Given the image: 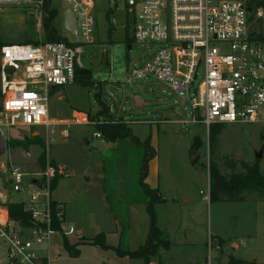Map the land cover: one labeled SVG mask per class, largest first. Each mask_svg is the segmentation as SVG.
Masks as SVG:
<instances>
[{"label":"built area","instance_id":"built-area-1","mask_svg":"<svg viewBox=\"0 0 264 264\" xmlns=\"http://www.w3.org/2000/svg\"><path fill=\"white\" fill-rule=\"evenodd\" d=\"M97 1L62 0L64 14H72L76 21L77 34L65 30L70 38L46 42L41 39V29L48 11L53 9L50 0H0V13L25 14L39 36L32 44H3L0 48V136L3 129L25 127L38 131L51 143L57 135L69 138L71 125L95 127L102 123L84 112H73L69 122L52 119L48 114L51 89L78 83L76 71L83 67V49L96 39ZM104 3L105 17L109 14L112 18L122 11L133 42L166 44L155 51L143 69L129 71L128 84L147 75L169 83L170 89L189 103L192 122L206 129L213 124L264 123V40L251 31L253 20L264 18L261 7L250 8L238 0ZM198 110L201 121L196 118ZM92 136L104 142L99 132ZM63 176L64 170L48 159L44 167L32 173L0 162V264H45L39 247L48 245L56 234L68 237L74 233L72 226L64 224V207L57 203L55 216L60 230L52 228L50 185L53 179ZM12 195L25 197L16 204L29 215V226L9 219L7 205ZM208 246L220 250L210 239Z\"/></svg>","mask_w":264,"mask_h":264},{"label":"rangeland","instance_id":"rangeland-1","mask_svg":"<svg viewBox=\"0 0 264 264\" xmlns=\"http://www.w3.org/2000/svg\"><path fill=\"white\" fill-rule=\"evenodd\" d=\"M50 1L51 7L57 11V16L52 22L53 27L59 36L70 38L64 29V3L62 0ZM238 1L253 8L260 0ZM106 8L104 0L97 1L94 10L97 21L96 39L93 45L83 49L81 63L82 68L90 72L89 81L85 82L86 84L79 82L67 85L52 92L48 100L50 117L69 122L73 112H84L95 116L99 109L96 96L108 109L104 120L100 118L102 123H121L120 125L124 129H129L128 124L143 123L144 120H147L148 113L152 114V118L153 114L157 113L154 118L160 121L156 147L161 178L168 176L167 169L173 177H181L184 174L194 178L196 193L198 194L201 190L204 196L209 192V165L215 166L219 174L226 180L235 175L245 176L247 175L246 168H253L257 165L260 174L264 177V123L213 124L206 129L204 125L192 122V110L189 103L184 96L175 94L170 89L169 83L147 75L142 79H133L128 84L129 71L143 69L145 62L152 57L155 51L166 47V44L137 43L131 39L125 40L126 29L122 11L116 12L107 21L105 19ZM263 22L262 19L253 20L251 31L255 33V36H264ZM110 24L113 26L112 32H109ZM38 39L35 24L25 14L19 12L0 13V43L29 42L32 44ZM41 39L45 41L43 33H41ZM201 72L202 67L199 68V74ZM198 82L199 79L195 85ZM134 96L139 97L144 104L151 103L150 106L145 105L140 109H134L132 103ZM189 97H191V92ZM164 115H174L176 119L190 122L183 126L171 125L167 121L164 122ZM196 118L197 121L202 120L201 110L196 111ZM139 127L132 126L137 133ZM94 132H96V126L71 125L69 127L70 139H62L57 135L51 144L46 142L44 137H40L38 131H30L25 127L3 129L1 136L7 143V149L6 153L0 157V162L18 165L26 173L39 170V158L42 155L49 161L52 155L56 162H64L67 167L69 166L68 170H73L75 174L72 182L77 188L76 195L69 197L72 198L71 202L69 201L72 205V216L76 217L80 211L89 217L91 208L95 211L98 210L97 190L92 184L85 186L86 178L83 177L81 171L88 163L84 152L87 149L85 143H88L89 147L95 145L93 142L95 138L92 136ZM210 134L216 136L211 143H209ZM194 139H196L194 149H191ZM19 142L22 145L16 147L15 144ZM258 154H261L259 159L256 158ZM56 162L54 163L57 165ZM58 189V191L50 193L52 200L67 194L64 189ZM250 194L247 192L241 194V197L244 198L241 204L253 203L252 199L248 197ZM11 197L14 201L24 199L19 195ZM84 221L89 222L87 219ZM61 239L58 234L52 236L50 243L57 244L53 243L55 246L51 248L57 249L58 245L61 246ZM46 249L47 246L43 245L39 247L38 251L45 255L47 254ZM62 252L60 254L64 256L65 254ZM60 264L85 263L64 260Z\"/></svg>","mask_w":264,"mask_h":264},{"label":"crops","instance_id":"crops-1","mask_svg":"<svg viewBox=\"0 0 264 264\" xmlns=\"http://www.w3.org/2000/svg\"><path fill=\"white\" fill-rule=\"evenodd\" d=\"M55 90L51 89L50 94ZM50 113L48 107L49 117ZM148 114L143 123L127 124L134 137L140 142L148 139L153 149L145 183L162 199L154 205L155 222L170 242L167 248H160L148 264H264V200L251 193L248 197L253 203L249 205L242 202L213 203L209 200V192L206 196L201 190L196 193L194 178L184 174L173 177L168 169V176L161 178L156 147L160 121L154 118L157 113L153 118ZM163 119L171 125L183 126L190 122L176 119L174 115H164ZM133 125L140 126L139 134ZM70 137L69 134L68 139ZM93 142V147L85 143L88 163L81 173L86 178L85 186L92 184L96 188L100 208L98 206L97 211L91 208L89 217L80 211L76 217L72 216V198L69 197L76 195L77 188L72 182L75 174L64 162H56L51 155V161L65 172L52 192L58 188L67 192L64 197L51 201L64 207V224L74 229L66 240L75 256L64 249L61 239V246L58 245L57 249L51 248L57 243L49 242L45 250L47 254L39 253L40 257L45 264H60L64 260L85 264H146L142 259L122 257L116 252L136 251L148 236L150 221L146 206L149 197L139 183L144 150L128 138L113 142H101L95 138ZM20 200L23 199L14 201L11 197L10 203ZM86 219L89 222H85ZM98 237H102L105 249L92 244ZM209 239L220 250L210 249Z\"/></svg>","mask_w":264,"mask_h":264},{"label":"trees","instance_id":"trees-1","mask_svg":"<svg viewBox=\"0 0 264 264\" xmlns=\"http://www.w3.org/2000/svg\"><path fill=\"white\" fill-rule=\"evenodd\" d=\"M49 3L46 5L48 6ZM255 7H261L264 13V0H260ZM264 15V14H263ZM57 16V11L55 9H50L42 22V31L45 37L46 42H58L65 41V39L59 36L52 25L54 18ZM107 21H109V14L105 17ZM264 20V18H263ZM264 25V22H263ZM112 24L109 25V32H112ZM126 29V39L129 38V24H125ZM255 36V33H252ZM258 39L264 40V36L258 35L255 36ZM27 44H31L27 42ZM3 46V43H0V48ZM79 83V82H78ZM86 84L85 82H81ZM98 99L99 111L96 113L95 118L100 120L106 116L108 109L104 104ZM121 124V123H120ZM120 124H108L102 123L101 125L96 126V131L101 134L103 139L107 142H113L119 138H128L131 139L135 144L142 147L144 150V157L142 161V165L140 168V177L139 183L143 192L149 197V202L147 203L146 210L149 215V232L146 238L145 243L139 247L136 251L131 252H121L116 251L119 256H126L132 259H142L148 264L149 259L154 256L160 248H167L170 244L168 238L158 229L155 222V211L154 205L161 202L162 199L158 196L156 190L150 189L145 183V179L147 177L148 172V163L153 158V149L149 145V140H145L140 142L136 137H134L130 131V129H124ZM215 135V134H214ZM213 134L209 135V143L215 140L216 136ZM196 139H194L193 145L191 149H194V143ZM16 147L22 145L21 142L15 144ZM45 157L42 155L39 158L40 167H44ZM52 165L55 166L54 162H51ZM247 175L238 176L235 175L230 177L228 180L225 177L221 176L217 171L216 167L213 165H209L208 168V177H209V200L211 202H241L244 200L241 197L243 192L247 193H256L264 200V177L260 174L258 165L253 168H246ZM61 177H56L52 180L50 185V192H52L60 180ZM55 202H51L52 206V216H53V225L52 228L55 231H59L60 228L58 226V220L55 216ZM8 217L10 220L17 221L23 226L30 225L29 215L23 211L22 206L16 203H9L7 205ZM92 244L95 246H100L105 249L103 244L102 237H98L96 240L92 241ZM62 245L66 251L71 256H75L74 253L71 252L72 248L69 246L66 237L62 236Z\"/></svg>","mask_w":264,"mask_h":264},{"label":"water","instance_id":"water-1","mask_svg":"<svg viewBox=\"0 0 264 264\" xmlns=\"http://www.w3.org/2000/svg\"><path fill=\"white\" fill-rule=\"evenodd\" d=\"M247 10L250 11L249 8ZM64 29L69 31L72 35L77 34L76 21L72 16V14L70 13L64 14ZM89 79H90V72L87 69L81 68L76 71L77 82H88ZM132 103L134 109H140L143 107L144 104L142 100L137 96H134L132 98ZM6 149H7V143L5 139L2 136H0V157L6 153ZM256 158L257 159L261 158V154L256 155ZM40 188L43 189L44 186L42 185L40 186Z\"/></svg>","mask_w":264,"mask_h":264}]
</instances>
